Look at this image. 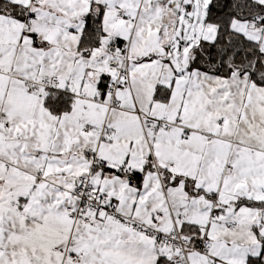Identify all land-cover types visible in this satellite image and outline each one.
<instances>
[{"label": "snow or ice", "instance_id": "1", "mask_svg": "<svg viewBox=\"0 0 264 264\" xmlns=\"http://www.w3.org/2000/svg\"><path fill=\"white\" fill-rule=\"evenodd\" d=\"M0 264H264V0H0Z\"/></svg>", "mask_w": 264, "mask_h": 264}]
</instances>
